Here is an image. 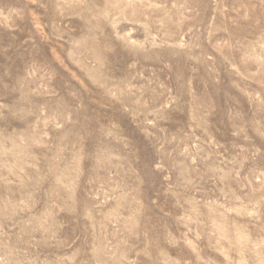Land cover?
<instances>
[{"label": "rangeland", "instance_id": "rangeland-1", "mask_svg": "<svg viewBox=\"0 0 264 264\" xmlns=\"http://www.w3.org/2000/svg\"><path fill=\"white\" fill-rule=\"evenodd\" d=\"M0 264H264V0H0Z\"/></svg>", "mask_w": 264, "mask_h": 264}]
</instances>
